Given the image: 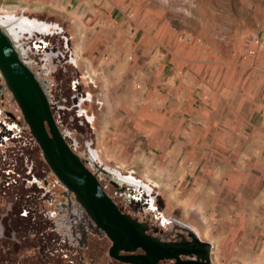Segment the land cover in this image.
I'll return each instance as SVG.
<instances>
[{
	"label": "flooded vegetation",
	"instance_id": "obj_1",
	"mask_svg": "<svg viewBox=\"0 0 264 264\" xmlns=\"http://www.w3.org/2000/svg\"><path fill=\"white\" fill-rule=\"evenodd\" d=\"M0 20L16 25L0 55V264H171L163 248L116 249L105 206L142 226L151 244L185 232L147 184L128 186L131 171L99 159L66 26L5 6ZM179 258L216 264L211 250Z\"/></svg>",
	"mask_w": 264,
	"mask_h": 264
},
{
	"label": "crops",
	"instance_id": "obj_2",
	"mask_svg": "<svg viewBox=\"0 0 264 264\" xmlns=\"http://www.w3.org/2000/svg\"><path fill=\"white\" fill-rule=\"evenodd\" d=\"M134 10L126 21L116 8L101 25L116 73L136 86L129 106L145 136L140 180L175 192L182 220L215 256H264L263 59L227 56L153 13L142 25Z\"/></svg>",
	"mask_w": 264,
	"mask_h": 264
},
{
	"label": "rangeland",
	"instance_id": "obj_3",
	"mask_svg": "<svg viewBox=\"0 0 264 264\" xmlns=\"http://www.w3.org/2000/svg\"><path fill=\"white\" fill-rule=\"evenodd\" d=\"M0 6L17 12L22 9V13L37 18L52 17L66 26L77 90L89 93L86 108L92 120L86 134L103 163L120 172L131 171L139 179H146L145 136L134 123L129 106L134 98L129 85L136 86L127 76L116 73V48L109 38L110 30L101 25L104 15H116L117 8L127 21L132 6L142 25L153 13L154 21L161 18L176 30L184 29L186 37L194 36L206 46L216 43L227 56L241 58L246 36L264 31V0H0ZM94 35L99 36L96 43ZM92 41L93 51L86 53L84 49ZM254 55L263 59L264 70V43ZM127 56L132 57L130 53ZM150 188L154 204L182 219L175 192L166 193L159 186ZM211 255L216 264L228 260L264 264V256Z\"/></svg>",
	"mask_w": 264,
	"mask_h": 264
},
{
	"label": "water",
	"instance_id": "obj_4",
	"mask_svg": "<svg viewBox=\"0 0 264 264\" xmlns=\"http://www.w3.org/2000/svg\"><path fill=\"white\" fill-rule=\"evenodd\" d=\"M13 29L16 25L11 23L9 27ZM9 27L5 22L0 20V55L3 54L8 47V29ZM126 177V178H124ZM122 178L127 182L128 186L146 185V181L140 180L139 178L133 177L132 175H125ZM128 178V179H127ZM130 181H127L129 180ZM106 206L104 207V216L110 220V232L116 234V249L130 250L134 246L139 245L145 249H158L163 248V255L167 258L172 259L171 264H194V262H189L188 260H181L179 255H191L197 254L198 249H202L205 253L210 250L211 242L209 240L201 239L196 235V230L184 220H180L177 226L180 230L184 231L185 234H180L179 241L169 242V244L159 245L151 244L148 239L143 236L142 226H139L132 219L127 218L125 215L120 214L118 211L116 213H108ZM186 235V237H184Z\"/></svg>",
	"mask_w": 264,
	"mask_h": 264
},
{
	"label": "built area",
	"instance_id": "obj_5",
	"mask_svg": "<svg viewBox=\"0 0 264 264\" xmlns=\"http://www.w3.org/2000/svg\"><path fill=\"white\" fill-rule=\"evenodd\" d=\"M263 43L264 31H261L260 33L257 31L250 32L245 38L242 57L254 55Z\"/></svg>",
	"mask_w": 264,
	"mask_h": 264
}]
</instances>
